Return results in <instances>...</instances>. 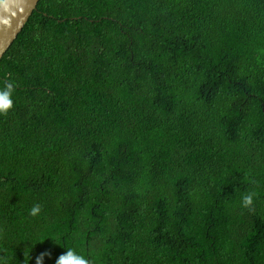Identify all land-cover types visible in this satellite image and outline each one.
<instances>
[{
  "label": "trees",
  "instance_id": "16d2710c",
  "mask_svg": "<svg viewBox=\"0 0 264 264\" xmlns=\"http://www.w3.org/2000/svg\"><path fill=\"white\" fill-rule=\"evenodd\" d=\"M6 84L8 264H264V0H39Z\"/></svg>",
  "mask_w": 264,
  "mask_h": 264
},
{
  "label": "water",
  "instance_id": "95a60500",
  "mask_svg": "<svg viewBox=\"0 0 264 264\" xmlns=\"http://www.w3.org/2000/svg\"><path fill=\"white\" fill-rule=\"evenodd\" d=\"M39 0L0 2V60L27 23Z\"/></svg>",
  "mask_w": 264,
  "mask_h": 264
},
{
  "label": "clouds",
  "instance_id": "9594fccd",
  "mask_svg": "<svg viewBox=\"0 0 264 264\" xmlns=\"http://www.w3.org/2000/svg\"><path fill=\"white\" fill-rule=\"evenodd\" d=\"M2 2V0H0ZM13 85L6 84L0 88V114H7L13 108ZM253 195L248 194L243 197V205L250 206L253 203ZM41 211L39 204L34 205L30 210V215H37ZM0 264H8L7 256H0ZM36 264H43V254L37 258ZM56 264H89V261L81 254L73 249L67 250L64 254L60 255L56 260Z\"/></svg>",
  "mask_w": 264,
  "mask_h": 264
}]
</instances>
